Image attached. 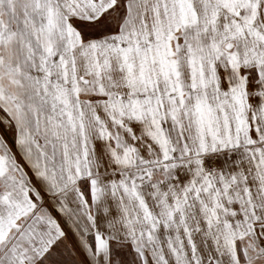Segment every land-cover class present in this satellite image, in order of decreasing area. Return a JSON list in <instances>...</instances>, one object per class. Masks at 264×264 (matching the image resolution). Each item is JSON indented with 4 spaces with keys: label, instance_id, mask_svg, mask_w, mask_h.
Segmentation results:
<instances>
[{
    "label": "snow or ice",
    "instance_id": "snow-or-ice-1",
    "mask_svg": "<svg viewBox=\"0 0 264 264\" xmlns=\"http://www.w3.org/2000/svg\"><path fill=\"white\" fill-rule=\"evenodd\" d=\"M0 264H264V0H0Z\"/></svg>",
    "mask_w": 264,
    "mask_h": 264
}]
</instances>
